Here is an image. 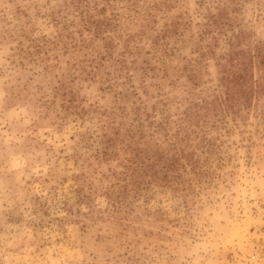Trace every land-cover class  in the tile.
Instances as JSON below:
<instances>
[{
	"label": "rangeland",
	"instance_id": "rangeland-1",
	"mask_svg": "<svg viewBox=\"0 0 264 264\" xmlns=\"http://www.w3.org/2000/svg\"><path fill=\"white\" fill-rule=\"evenodd\" d=\"M0 264H264V0H0Z\"/></svg>",
	"mask_w": 264,
	"mask_h": 264
}]
</instances>
